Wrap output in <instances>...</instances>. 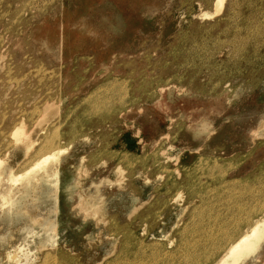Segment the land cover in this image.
<instances>
[{
    "label": "rangeland",
    "instance_id": "obj_1",
    "mask_svg": "<svg viewBox=\"0 0 264 264\" xmlns=\"http://www.w3.org/2000/svg\"><path fill=\"white\" fill-rule=\"evenodd\" d=\"M213 1L0 0V264H188L262 215L264 0Z\"/></svg>",
    "mask_w": 264,
    "mask_h": 264
},
{
    "label": "bare ground",
    "instance_id": "obj_2",
    "mask_svg": "<svg viewBox=\"0 0 264 264\" xmlns=\"http://www.w3.org/2000/svg\"><path fill=\"white\" fill-rule=\"evenodd\" d=\"M205 2H206V0H205ZM207 3H209V5L212 4V0H209V1L207 0ZM221 3H223L222 0H214L213 1L214 9L217 8L218 6L220 7ZM221 8H222V6H221ZM217 9L220 10L219 8H217ZM218 10L215 9V12L217 13ZM224 18H226V17H224ZM224 18H222L223 19L222 21L226 22V20ZM219 25L221 28V21L220 20L216 22V26H219ZM223 25H225V24H223ZM1 131H3V130H1ZM21 134H22V132L19 130L18 126L15 125L13 127V129L10 132H8L7 136H9V138H11V139H13V138L18 139V137H22V136H20ZM19 139H21V138H19ZM49 142H50V144L52 143L51 141H49ZM49 142H47V144H49ZM60 153L61 152H59V151H55V152H52L50 154L42 155L39 159H37L34 162V164L32 165L33 168L39 167V168H41V170L46 172L47 163L51 159L58 156ZM36 157H37V155H36ZM1 164L2 163L0 162V166H1ZM32 166H30V167H32ZM33 168H31V170L29 168V170L32 171ZM27 172H28V170H26V173ZM20 178H21V176H16L12 172H6L4 176H2L0 174V210L3 209L9 202L11 203L9 198H12L13 194L10 195V193H13V192H11V188H10L11 186L10 185L15 184L18 181L20 182ZM28 183H29V181H27V183L23 184L22 185L23 188H25V186H27ZM260 188H261V184L258 187V189L260 190ZM17 192H20V191L17 190ZM177 196H175L174 200L177 199ZM253 196H254V198H258L257 195H253ZM84 208L85 207H82L80 212H83V210L87 209V208H85V209ZM239 210H240L241 216L243 215L242 216L243 221L241 222V224L243 223L244 225H247L246 228L241 230V231H236L237 228H235L234 230L229 232L227 235L225 234L224 236H222V238L220 240L221 245L219 244L218 246H215V247L213 246V248L216 249L215 251H211V253L213 252L212 254H215L213 257L212 256L206 257V256L200 255L199 261H195L196 257H192L187 261L188 264H189V262H190V264H193L194 262H196V264H258V263H261L264 261V212L262 213V215L258 219H256L254 222H251V224H249L248 218L251 217L250 210L245 211L242 208H240ZM83 215H84V213H83ZM194 249H197V248H194ZM15 254H14V252L8 254L7 255L8 260H10V261L17 260L16 259L17 256Z\"/></svg>",
    "mask_w": 264,
    "mask_h": 264
}]
</instances>
